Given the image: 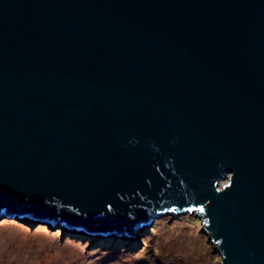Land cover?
I'll use <instances>...</instances> for the list:
<instances>
[{"label":"water","instance_id":"water-1","mask_svg":"<svg viewBox=\"0 0 264 264\" xmlns=\"http://www.w3.org/2000/svg\"><path fill=\"white\" fill-rule=\"evenodd\" d=\"M0 213L264 264V0H0Z\"/></svg>","mask_w":264,"mask_h":264},{"label":"rangeland","instance_id":"rangeland-1","mask_svg":"<svg viewBox=\"0 0 264 264\" xmlns=\"http://www.w3.org/2000/svg\"><path fill=\"white\" fill-rule=\"evenodd\" d=\"M0 213V264H219L194 214H165L132 238ZM95 237L90 243L88 241ZM117 236L121 242L113 239ZM110 238V239H107ZM115 238V237H114ZM113 239V241L111 240Z\"/></svg>","mask_w":264,"mask_h":264},{"label":"trees","instance_id":"trees-1","mask_svg":"<svg viewBox=\"0 0 264 264\" xmlns=\"http://www.w3.org/2000/svg\"><path fill=\"white\" fill-rule=\"evenodd\" d=\"M63 226L62 225H60V227L58 228V230L62 233V231H63ZM115 237V238H114ZM113 237V239H115L117 242H121V241H118V240H123V239H120V238H118L117 236H114ZM95 239V237L93 236L92 237V239H90L89 241H88V243H90L92 240H94ZM107 239H110V238H107ZM113 239H111L112 241H113Z\"/></svg>","mask_w":264,"mask_h":264}]
</instances>
